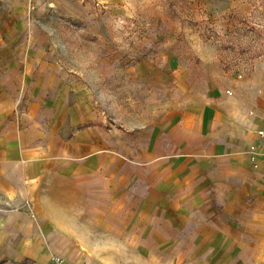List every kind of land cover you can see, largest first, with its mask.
Masks as SVG:
<instances>
[{
    "label": "rangeland",
    "instance_id": "1",
    "mask_svg": "<svg viewBox=\"0 0 264 264\" xmlns=\"http://www.w3.org/2000/svg\"><path fill=\"white\" fill-rule=\"evenodd\" d=\"M0 31L27 63L23 98L62 110L63 141L89 128L127 159H143L160 136L152 120L164 124L182 98H217L221 122L210 144L222 149L219 158L247 163L253 101L264 98V0H0ZM235 98L243 104L236 124ZM146 181L109 200L85 190L67 199L58 217L73 240L50 258L248 264L236 260L210 217L183 213L164 191L155 198Z\"/></svg>",
    "mask_w": 264,
    "mask_h": 264
},
{
    "label": "crops",
    "instance_id": "2",
    "mask_svg": "<svg viewBox=\"0 0 264 264\" xmlns=\"http://www.w3.org/2000/svg\"><path fill=\"white\" fill-rule=\"evenodd\" d=\"M19 58L0 31V264H46L54 251L66 253L63 245L73 236L58 215L67 213V199L85 190L109 200L147 176L155 198L164 191L183 213L210 217L208 225L235 248L238 262L264 264V144L256 135L264 130V98L253 101L256 129L248 131L256 164L249 155L247 163L229 154L221 159L222 149L210 144L221 122L217 98H182L168 108L164 124L149 123L160 135L151 154L131 160L108 145V135L89 128L73 129L63 141L62 110L23 98L27 63ZM234 103L236 124L243 104L239 98ZM147 167L149 175H142Z\"/></svg>",
    "mask_w": 264,
    "mask_h": 264
},
{
    "label": "built area",
    "instance_id": "3",
    "mask_svg": "<svg viewBox=\"0 0 264 264\" xmlns=\"http://www.w3.org/2000/svg\"><path fill=\"white\" fill-rule=\"evenodd\" d=\"M257 138L260 140L261 143L264 144V130H258L257 133ZM248 154L250 157V160L252 161L253 164H256V159H257V152L255 147H250L248 150ZM46 264H66L64 259L61 258L60 256H52L49 261Z\"/></svg>",
    "mask_w": 264,
    "mask_h": 264
}]
</instances>
